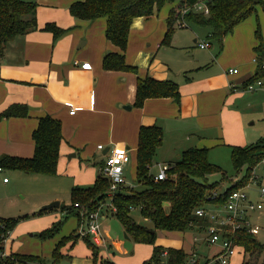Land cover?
Segmentation results:
<instances>
[{
    "label": "crops",
    "instance_id": "1",
    "mask_svg": "<svg viewBox=\"0 0 264 264\" xmlns=\"http://www.w3.org/2000/svg\"><path fill=\"white\" fill-rule=\"evenodd\" d=\"M23 1L38 5L37 27L10 43L0 58V114L15 104L28 106L29 114L26 118L0 120V158L5 155L32 158L35 150L32 134L39 119L46 115L62 122L63 142L58 169L67 167L76 157H93V165L101 167L113 146L119 149L122 146L120 150L127 151L131 162H136L139 131L143 126H159L163 130V144L158 151L178 154L176 160L190 148L211 149L224 145L230 150L231 146L249 145L243 125L244 114L238 105L243 94L249 93L241 90L243 82L256 72L254 49L258 41L255 34L258 22L264 34L262 11L257 10L255 15L236 26L224 38L222 50L219 46L217 50L213 49V43L208 40V28L192 26L177 28L171 41L165 44L167 20L173 8L168 14L136 18L125 52L126 62L138 69L137 74H133L103 69L107 54L120 53V49L106 38L105 18L75 19L70 15L69 7L76 0ZM48 23H55L68 33L55 40L51 32L44 30ZM205 29V42L209 47L201 48L200 32ZM181 31L186 33L181 35ZM82 63H89L92 68L81 69ZM232 69L238 72L230 74ZM147 77L176 83L180 99L153 98L146 100L142 107H135L137 79ZM72 110L74 114L70 113ZM99 145L104 149L99 150ZM97 154L102 158L99 163ZM174 161L157 162L154 158L152 172L157 174L160 165H172ZM74 171L71 168L70 172ZM74 177L75 184L86 187L94 184L97 175L95 173L90 182H80L76 175ZM4 184L9 185L10 181ZM59 202L58 208H61ZM105 211L104 207L100 209V222L109 216L115 217L112 212L108 215ZM76 227L77 220L72 226L74 232ZM101 231L104 246H111L120 253L111 258L114 264H142L152 256L153 249L147 253L140 246L143 243L137 246L136 253H131L125 248L124 241L110 236L109 226L101 224ZM160 232L170 244L164 247L156 240V245L184 250L188 255L186 264L193 260L196 264H218L215 258L220 247L207 243L205 228L186 232L157 231V235ZM10 237L5 243V255L16 253L6 251ZM80 238L75 243L69 242L70 249L66 248L69 243L62 248V259L70 258L71 264H92V252L82 245L75 247ZM54 249L55 246L52 252ZM52 252L46 254L47 259ZM19 253L33 256L24 250ZM46 255L42 252L39 257ZM245 258L243 249L237 247L229 264H241Z\"/></svg>",
    "mask_w": 264,
    "mask_h": 264
},
{
    "label": "trees",
    "instance_id": "2",
    "mask_svg": "<svg viewBox=\"0 0 264 264\" xmlns=\"http://www.w3.org/2000/svg\"><path fill=\"white\" fill-rule=\"evenodd\" d=\"M201 0H179L178 8L187 12L182 15L173 8L167 20V32L164 43L168 44L176 29L181 27L208 28V40L217 43L220 50L224 38L231 34L236 26L257 13L259 7L264 14V0H207L205 4L209 14L194 11L193 7ZM175 0H81L69 7V13L80 21H94L105 18L107 22L106 38L120 49V53L107 54L103 59V69L107 72H129L137 74V67L126 62L125 52L132 22L136 18H149L155 10H160L167 3ZM38 5L35 2L23 0H0V58L7 46L17 38L36 29V14ZM180 22V23H179ZM44 30L51 32L57 40L68 30L48 23ZM255 47L256 72L244 81L241 90L258 81L264 82V34L257 24ZM134 106L140 108L144 102L153 98L180 99L179 86L172 81H159L151 77L138 78L136 83ZM29 107L15 104L0 114V120L9 118H26ZM35 150L32 158H21L5 155L0 158V167L4 170L19 171L26 174L41 176H56L60 160V148L63 142L62 122L46 115L39 119L37 128L32 134ZM163 144V130L159 126L141 127L139 131L138 148L136 152L135 179L136 187L122 186L109 197L111 183L100 173L91 187H75L71 191V206H61L69 216H76L81 225L84 217L90 212L110 201L115 209L114 216L121 222L126 235L136 243L153 246L152 256L142 264H186L188 255L182 249L163 248L156 245L157 231L186 232L193 228H207L208 218L199 217L196 211L209 206H224L228 196L237 190L245 188L251 178L252 170L264 159V136L256 143L230 147V157L234 170L245 176L212 200L219 183H209L210 175L225 173L218 165L209 160L207 148H190L182 152L168 171V179L155 181L156 174L152 172L154 158ZM103 164L101 165V167ZM224 178L221 179L225 180ZM78 205L77 207L75 205ZM138 211L141 217L153 224L152 228L138 224L134 217ZM43 213V212H40ZM20 220L0 219V264H29L42 260L38 256L18 253L3 257L4 241L13 232ZM63 220L54 223L39 236L42 239L53 238L62 228ZM61 240L52 255V264L63 257L62 248L70 241L75 243L79 237L76 233ZM234 241L246 255L241 264H264V244L246 231L238 229L233 233ZM92 252V264H114L100 257V248L91 240L90 235L82 237ZM248 259V260H246Z\"/></svg>",
    "mask_w": 264,
    "mask_h": 264
},
{
    "label": "rangeland",
    "instance_id": "3",
    "mask_svg": "<svg viewBox=\"0 0 264 264\" xmlns=\"http://www.w3.org/2000/svg\"><path fill=\"white\" fill-rule=\"evenodd\" d=\"M178 4L179 0H175L174 3H167L160 10H155L153 15H156L158 13H160L161 15H164L165 13L168 14L170 9L172 8H174L176 12L184 15L185 9L178 8ZM257 9L258 12L261 13L260 8L258 7ZM185 33L186 32L181 31V35H184ZM206 35L207 29L201 30L200 39L202 40V42H205ZM77 49L78 46H76V51ZM213 49H218L217 43L213 42ZM80 68L90 70L92 66L89 63H82L80 65ZM243 96L244 97L243 99H241V102H239L240 105H238V107L243 111L244 114L243 125L245 133L248 135V144L250 145L258 142L264 136V91L258 90L255 92L244 93ZM114 148L119 149L117 146H113L111 149ZM120 149H122V146L120 147ZM177 155H173V153L167 152L166 150H161L158 151L155 158L157 162H164L167 160H176L175 157ZM88 159H80L79 157H76L74 159L72 158L71 161L67 164V167L65 166L57 170L58 176H41L35 174L26 175V173L24 174L23 172L11 170H5L3 174H0V219L20 220L13 230L12 236H9L10 239L8 240L6 245L7 252L18 253L19 251L24 250L25 252H30L33 256L38 257L39 254H42V252L44 255H46L47 253L49 254L50 251L52 252L51 249H53L54 246L56 248V245L61 240L69 237L74 232V228H72V226L73 224H75L76 220V230H78L76 233H80L84 221H82V224L79 225L78 218L76 216L72 215L67 218L66 213H63L61 208L51 209L43 213L37 211L40 207L55 201H61L62 206H71V191L73 188H86L92 186L88 185L85 187L84 185L75 184L74 175L77 176L80 182H90V178L94 177L95 173L97 176L101 173V167L99 165H93L94 158L89 157ZM96 160L98 163L102 161V158L99 157V154H97ZM209 160L212 164L221 167L226 175L224 178L223 174L216 173L208 177L209 183H219L217 187V192L219 193L225 191L235 182L241 180L246 174L245 169L241 173H237L234 170L231 162L230 150L227 146L222 145L211 148L209 151ZM71 168H74V173L70 172ZM4 177L8 178V180L10 181L9 185L4 184ZM125 178L129 187H136L137 183L135 179L134 161H132L127 166V169L125 171ZM222 178H224L225 180L221 181ZM248 191L250 190H247V192ZM253 191L254 189L251 188V192L248 193H251L252 199L258 200L257 195ZM50 198H54L55 200L52 199L53 201L48 202ZM42 200L48 203L39 205L41 204V202H43ZM103 207L104 210H107L105 211V213L108 215H110L111 212H115V209L110 201L102 204L99 209L102 210ZM80 217L82 218V215ZM133 217L137 223L145 225L149 228L153 227V224L150 221L144 220L138 211L133 213ZM249 219L253 225H258L261 228L260 234L257 235V240L261 244H264V210L261 213H250ZM61 220H63L64 222L63 226L53 238L42 239L39 236L43 231L49 229L54 223ZM101 224L109 226L111 229L110 236L114 240L124 241L125 248H128L131 253H136V251H138L137 246L141 243H136L133 240H126L123 226L116 217L109 216L108 218H104L101 221ZM86 228L87 226L85 224V230ZM79 235L81 236V233L78 234V237ZM82 237L83 236H81V238L79 237L81 240L76 243L75 247L78 245H82L89 251L90 248ZM90 237L91 240L100 248V257L103 260L112 262V257L120 255V253H118L111 246H104L105 239L103 238L102 231L101 244L96 243L92 235H90ZM163 237L165 238L163 233L160 232L158 233L156 240L164 244V247H167L166 244L170 243ZM140 246H142L147 253L152 252V245L141 244ZM70 247L71 243H69L66 248L70 249ZM203 249H206L205 246ZM52 255L53 254H51V257L49 259L46 258L48 255H46L45 257L41 256L40 259L44 261L45 264H52ZM149 258L150 257H148V259ZM263 258L264 256L261 257L260 261ZM57 264H71L70 258L66 257Z\"/></svg>",
    "mask_w": 264,
    "mask_h": 264
},
{
    "label": "built area",
    "instance_id": "4",
    "mask_svg": "<svg viewBox=\"0 0 264 264\" xmlns=\"http://www.w3.org/2000/svg\"><path fill=\"white\" fill-rule=\"evenodd\" d=\"M207 0L198 2L194 7V11L209 14V9L205 4ZM187 10L184 11L186 13ZM201 48L209 47L207 42H201L199 44ZM256 63V59L254 60ZM264 68V66H263ZM238 70L232 69L229 71L230 74L237 73ZM258 90L264 91V82L258 81L254 84H250L246 89L242 90L245 92H255ZM74 110L70 113L74 114ZM99 150H103L104 146L99 145ZM131 162V158L127 151L120 149L109 148L106 160L103 162L101 167L102 175L107 178L111 183V191L109 197L112 198L118 189L122 186H126L125 171L127 165ZM171 169L170 164H163L159 166V171L155 176V181H164L168 179V171ZM4 169L0 167V174L4 173ZM3 181L8 182V178H3ZM251 188L257 195L258 200L252 199ZM247 190H250L247 192ZM219 192H215L212 196V200L219 197ZM78 206L77 204L75 205ZM264 210V159L255 167L252 171L249 184L240 190L232 192L224 206L213 208H200L196 211V215L203 218H208L210 224L206 228V240L209 245L219 246L220 253L215 258L218 264H229V261L236 255L237 245L234 241L233 233L238 229H246V231L254 236L260 234L261 228L258 225H253L249 219L250 213H261ZM84 217L83 226L80 230L81 236L92 235L94 241L101 244V214L100 209L94 212L86 214ZM85 224L87 226L85 230ZM11 234V233H10ZM9 234V236H10ZM9 236L4 241L5 243ZM3 257H7L5 253ZM190 264H196L193 260Z\"/></svg>",
    "mask_w": 264,
    "mask_h": 264
},
{
    "label": "water",
    "instance_id": "5",
    "mask_svg": "<svg viewBox=\"0 0 264 264\" xmlns=\"http://www.w3.org/2000/svg\"><path fill=\"white\" fill-rule=\"evenodd\" d=\"M59 206H60V202L59 201H55V202H52L50 204H47V205H44V206L40 207L37 212H45V211H48V210H51V209L58 208ZM125 238L128 239V236L126 234H125Z\"/></svg>",
    "mask_w": 264,
    "mask_h": 264
}]
</instances>
